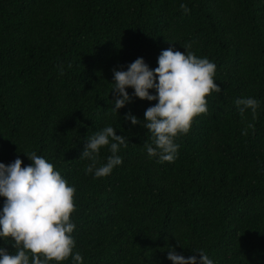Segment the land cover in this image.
Returning <instances> with one entry per match:
<instances>
[{
    "label": "trees",
    "instance_id": "16d2710c",
    "mask_svg": "<svg viewBox=\"0 0 264 264\" xmlns=\"http://www.w3.org/2000/svg\"><path fill=\"white\" fill-rule=\"evenodd\" d=\"M185 44L216 65L222 91L175 141L177 158L160 162L144 146L149 130L125 119L143 122L157 101L129 88L132 102L109 111L114 70L137 58L154 70L163 50L186 55ZM244 98L259 102L255 118L241 117L234 101ZM107 126L129 144L96 178L81 156ZM31 152L76 189L71 235L83 264H172L169 247L264 264V0H0V163L28 166ZM111 155L103 147L97 167ZM13 245L0 238L9 255Z\"/></svg>",
    "mask_w": 264,
    "mask_h": 264
},
{
    "label": "clouds",
    "instance_id": "9594fccd",
    "mask_svg": "<svg viewBox=\"0 0 264 264\" xmlns=\"http://www.w3.org/2000/svg\"><path fill=\"white\" fill-rule=\"evenodd\" d=\"M187 13L185 4L180 5ZM183 47L187 54L171 48L163 50L158 57V67L151 69L143 58H137L127 71L114 70L112 93L116 99L109 109L119 115V110L132 102L127 89H134L140 100L157 101L149 107L142 122L130 113L125 117L135 125L149 130L151 143H145L150 157H159L160 162H172L177 158L179 145L175 142L187 134L196 117L208 112L206 97L222 89L214 82L216 65L208 58L197 57L191 44ZM63 74V70H61ZM155 90L156 95L150 94ZM241 117L246 109L256 117L259 102L253 98L236 99ZM242 134L247 135L244 131ZM127 137L117 135L112 126H107L87 137L81 159L90 161L85 171L96 178L107 177L116 166L123 163L117 155L121 146L128 147ZM110 146L111 156L97 167L100 150ZM32 162L23 166L17 158L10 165L0 163V197L5 198L0 216V238L14 241L15 255H9L0 247V264H63L70 256L76 264H83L79 252L73 255L75 240L71 235L75 224L71 216L76 211V189L69 186L61 173L45 158L31 152L26 154ZM167 259L172 264H213L202 250L198 260L195 255L185 258L172 247L167 248Z\"/></svg>",
    "mask_w": 264,
    "mask_h": 264
}]
</instances>
